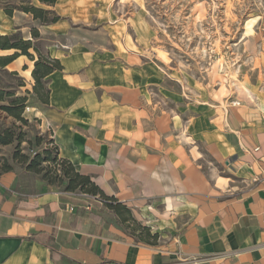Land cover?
<instances>
[{
  "label": "crops",
  "instance_id": "crops-1",
  "mask_svg": "<svg viewBox=\"0 0 264 264\" xmlns=\"http://www.w3.org/2000/svg\"><path fill=\"white\" fill-rule=\"evenodd\" d=\"M32 3L62 19L42 24L22 11L20 22L0 8V34L33 39L38 27L37 41L63 66L46 77L49 104L38 109L60 157L161 236L141 240L104 204L85 209L75 192L40 180L24 188L7 171L0 264H264V84L165 107L153 90L166 71L112 0ZM31 51L35 59L20 55L6 69L31 76Z\"/></svg>",
  "mask_w": 264,
  "mask_h": 264
},
{
  "label": "rangeland",
  "instance_id": "rangeland-1",
  "mask_svg": "<svg viewBox=\"0 0 264 264\" xmlns=\"http://www.w3.org/2000/svg\"><path fill=\"white\" fill-rule=\"evenodd\" d=\"M25 1L0 0V8L12 7L13 15H19L23 22L25 15L20 7ZM112 7L127 29L145 37V50L152 51L147 55L166 71L153 90L154 99L165 107L177 109L193 98L204 99L220 87L232 96L240 88L264 84V0H112ZM36 42L46 51L44 41ZM18 72H0V86L16 95L27 94L30 88L27 106L31 110H24L29 120L26 124L2 109L6 101L0 100V132L10 130L15 136L14 142L0 144V178L11 167L9 171L18 174L24 188H36L40 180L41 187L45 184L64 190L65 183L50 184L41 174L28 170L23 161L25 156L31 160L46 149L54 156L56 144L51 142L52 126L46 127L38 113L43 104L34 93L32 75ZM22 81L24 86L20 85ZM42 166H47L52 178L60 168L56 162H44ZM92 202L93 209L104 207Z\"/></svg>",
  "mask_w": 264,
  "mask_h": 264
},
{
  "label": "trees",
  "instance_id": "trees-1",
  "mask_svg": "<svg viewBox=\"0 0 264 264\" xmlns=\"http://www.w3.org/2000/svg\"><path fill=\"white\" fill-rule=\"evenodd\" d=\"M39 1L53 6L57 0ZM22 3L20 9L24 12L31 13L34 18L42 24L53 23L62 19V16H60L53 8L37 6L33 4L31 0ZM4 10L8 15H13L14 9L12 7L4 6ZM31 35L36 41L40 38L41 35L38 27L34 26L31 28ZM33 39H26L21 31L12 34H0V49H14V52L11 54L0 55V72H7L8 70L6 69V66L20 55H27L30 59H35L34 54L31 51L34 50L37 53L38 58L35 60V66L32 71L33 78L35 79L33 90L37 99L43 105H48L50 89L46 77L53 71L62 69L63 66L59 59L53 58L48 52L43 51ZM18 73V71H11V74L14 75H17ZM20 85L24 86L25 82L22 81ZM29 93L30 90H27V94L16 95V92L0 86V100L6 101L5 104L1 105L2 109H4L9 115L13 116L16 120L27 124L29 120L23 115V113L29 100ZM18 139L21 140L22 136H19ZM14 141L15 136L10 130H6L5 133L0 132V144H9ZM51 142H54V139L51 140ZM55 148L56 154L54 156L49 149L36 153L35 157L31 160H27V157L25 156L23 161L27 163V169L41 174L42 178L47 180L50 184L65 183V191H78L98 196L106 207L116 212L123 223L128 222L136 224V228L140 231L138 233L139 239L150 242L156 241L155 239H157L158 234H152L150 227L143 226L137 221L131 208L119 201L115 196L107 195L94 181L92 175L83 174L78 171L71 160L60 157L58 145H56ZM44 162H56L60 165V168H56L55 170L54 178L49 176V172L46 170L47 166H42ZM9 170H11V167L5 169V171ZM90 215L96 217L93 213H90Z\"/></svg>",
  "mask_w": 264,
  "mask_h": 264
},
{
  "label": "built area",
  "instance_id": "built-area-1",
  "mask_svg": "<svg viewBox=\"0 0 264 264\" xmlns=\"http://www.w3.org/2000/svg\"><path fill=\"white\" fill-rule=\"evenodd\" d=\"M31 107L30 106H26L25 107V111H30ZM79 199L82 200L83 204L82 206L85 209L91 210L94 207V203L92 201H96V202H100L103 204V202L101 201V199L98 196H94V195H90V194H86V193H82V192H75ZM70 210H74V206H69Z\"/></svg>",
  "mask_w": 264,
  "mask_h": 264
}]
</instances>
